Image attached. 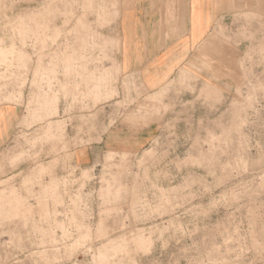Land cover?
<instances>
[{"label": "rangeland", "instance_id": "rangeland-1", "mask_svg": "<svg viewBox=\"0 0 264 264\" xmlns=\"http://www.w3.org/2000/svg\"><path fill=\"white\" fill-rule=\"evenodd\" d=\"M131 3L0 0V264H264V15L223 10L152 92Z\"/></svg>", "mask_w": 264, "mask_h": 264}, {"label": "crops", "instance_id": "crops-1", "mask_svg": "<svg viewBox=\"0 0 264 264\" xmlns=\"http://www.w3.org/2000/svg\"><path fill=\"white\" fill-rule=\"evenodd\" d=\"M130 1L119 19L118 62L152 92L174 78L183 63L202 65L200 47L223 10L243 2L264 15V0ZM144 139L138 134V143Z\"/></svg>", "mask_w": 264, "mask_h": 264}]
</instances>
